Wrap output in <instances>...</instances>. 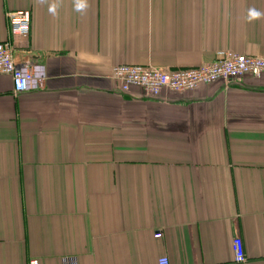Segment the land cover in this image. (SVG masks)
Segmentation results:
<instances>
[{
	"label": "crops",
	"instance_id": "0c3cea01",
	"mask_svg": "<svg viewBox=\"0 0 264 264\" xmlns=\"http://www.w3.org/2000/svg\"><path fill=\"white\" fill-rule=\"evenodd\" d=\"M78 2L0 0V42L46 77L0 74V264H264V72L160 96L111 77L264 57V0Z\"/></svg>",
	"mask_w": 264,
	"mask_h": 264
},
{
	"label": "built area",
	"instance_id": "2783aa9c",
	"mask_svg": "<svg viewBox=\"0 0 264 264\" xmlns=\"http://www.w3.org/2000/svg\"><path fill=\"white\" fill-rule=\"evenodd\" d=\"M9 32L12 39H27L31 30L29 10H16L7 13ZM16 46L11 39L0 42V74L12 79L13 92L19 95L44 88L45 70L42 65L18 62L15 59ZM264 72V57L242 54L230 50L219 51L213 62L197 67L162 70L150 65L119 64L111 71V77L120 84L123 92L137 87L150 96H160L163 91L184 92L193 90L201 84L217 80L229 82L245 74L260 76ZM160 235L158 234V237ZM237 262L246 260L243 242L233 241ZM28 264H39L31 259ZM159 264H170L163 256Z\"/></svg>",
	"mask_w": 264,
	"mask_h": 264
},
{
	"label": "clouds",
	"instance_id": "9594fccd",
	"mask_svg": "<svg viewBox=\"0 0 264 264\" xmlns=\"http://www.w3.org/2000/svg\"><path fill=\"white\" fill-rule=\"evenodd\" d=\"M85 6H86V5H85V3H84V0H79V2H78V8L82 9V8H84ZM260 15H261V13L257 12V11L254 10V9L250 11V18H251V19L259 18Z\"/></svg>",
	"mask_w": 264,
	"mask_h": 264
}]
</instances>
